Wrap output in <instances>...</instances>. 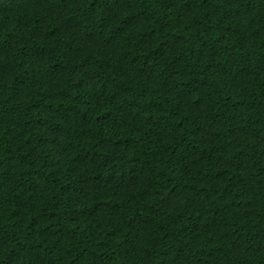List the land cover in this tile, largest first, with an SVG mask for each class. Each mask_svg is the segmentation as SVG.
<instances>
[{
    "label": "trees",
    "instance_id": "trees-1",
    "mask_svg": "<svg viewBox=\"0 0 264 264\" xmlns=\"http://www.w3.org/2000/svg\"><path fill=\"white\" fill-rule=\"evenodd\" d=\"M0 264H264V0H0Z\"/></svg>",
    "mask_w": 264,
    "mask_h": 264
}]
</instances>
